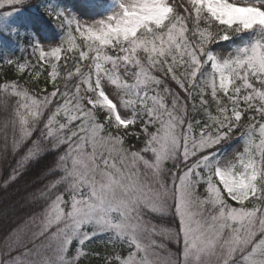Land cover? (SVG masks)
<instances>
[{
    "label": "snow or ice",
    "instance_id": "obj_1",
    "mask_svg": "<svg viewBox=\"0 0 264 264\" xmlns=\"http://www.w3.org/2000/svg\"><path fill=\"white\" fill-rule=\"evenodd\" d=\"M0 189V264H264V0H0Z\"/></svg>",
    "mask_w": 264,
    "mask_h": 264
},
{
    "label": "trees",
    "instance_id": "obj_2",
    "mask_svg": "<svg viewBox=\"0 0 264 264\" xmlns=\"http://www.w3.org/2000/svg\"><path fill=\"white\" fill-rule=\"evenodd\" d=\"M34 3L38 2V0H33ZM10 74V73H9ZM15 185L12 186L14 188ZM12 188L8 189V192L11 193ZM5 193L3 189H0V242H2L4 235L7 233V231L14 226L12 223L13 214L11 212L8 213L7 217L4 216V209L5 207L10 203L9 200L3 199ZM12 199H15V197H12ZM94 247L95 244H94ZM97 250H100L97 247ZM82 264H87V262H82ZM91 264H98L96 260H92Z\"/></svg>",
    "mask_w": 264,
    "mask_h": 264
},
{
    "label": "rangeland",
    "instance_id": "obj_3",
    "mask_svg": "<svg viewBox=\"0 0 264 264\" xmlns=\"http://www.w3.org/2000/svg\"><path fill=\"white\" fill-rule=\"evenodd\" d=\"M110 92H114V89H109ZM240 147L242 148V145H240ZM174 247V246H173Z\"/></svg>",
    "mask_w": 264,
    "mask_h": 264
}]
</instances>
